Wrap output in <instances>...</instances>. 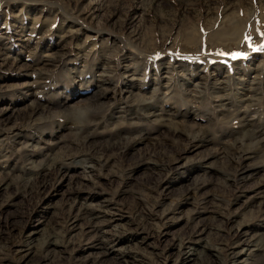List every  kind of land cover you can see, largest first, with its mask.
<instances>
[{
	"label": "rangeland",
	"instance_id": "1",
	"mask_svg": "<svg viewBox=\"0 0 264 264\" xmlns=\"http://www.w3.org/2000/svg\"><path fill=\"white\" fill-rule=\"evenodd\" d=\"M234 26L243 27L241 39L215 41L214 33ZM130 27L151 33L153 48L133 47L131 41L136 43L137 38L129 33ZM188 31H195L193 40L187 39ZM262 34L264 0H0V49L6 58H0V110H6L5 117L12 116L11 122H15L17 112L37 103L78 105L105 88L107 101H116V109H120L125 104L119 99L130 98L126 89L131 83L117 72L102 74L98 69L99 57L106 58L102 49L115 45L113 61L138 64L139 73L146 76L144 82L137 80L138 76L133 80L143 87L141 102L127 104L123 115L115 108L109 110L106 119L137 113L143 121L121 124L117 134L151 137L136 142L123 154L101 160L97 151L113 143L115 127L95 131L96 148L88 149L91 138L85 145L71 138L76 132L92 133L94 129L85 123H70L65 113L44 117L43 125L38 121L17 138L9 137L0 125V178L12 182L7 186L6 180L0 186V258L15 264L30 247L46 249L49 235L55 234L60 241L74 240L76 247L65 242L44 253L55 259L54 264H73L102 252L97 241L101 232L109 237L106 247H111V254L127 247L144 264H190L182 258L188 248L179 246L180 239L189 235L187 246L196 250L206 242L219 246L218 239H224L225 250L218 264H230L231 250L261 242L260 250L247 251L248 256L240 260L264 264V162L255 159L245 171L233 168L232 163L248 165L245 157L254 155L249 150L236 160L224 149L226 143L232 147L244 143L246 128L241 116L224 120L221 112L227 108L208 104L210 95L201 104V99L192 102L182 94L191 83L196 86L207 77L228 76L235 94L241 98L249 93L251 98L249 85L259 82L264 86V50H257L264 45ZM59 46L67 54L55 60L53 70L40 78L41 67L53 64L42 61L51 59ZM80 46L93 47L92 54L81 57ZM232 52L246 55L237 59L225 55ZM84 66L86 72L79 73ZM169 69L174 76L171 81L164 75L156 80V74L161 76ZM180 80L190 81L181 87ZM156 85L159 89L153 92ZM157 102L167 110H179L178 129H172L167 120L145 116V106ZM245 115L255 126L264 124V105L251 107ZM213 119L226 129V135L212 131L206 136L211 143L200 137L190 144L180 142L189 130H206ZM75 149L81 154L76 155ZM46 153L58 159L57 166L47 170V182L36 194L18 191L17 183L33 180L23 169L33 161V165L43 164ZM35 171L38 176L43 172L42 168ZM141 200L145 204L138 209L135 203ZM85 207L110 214L98 234L85 218L70 228L56 224L64 210L71 208L76 215ZM136 227L144 233H127ZM211 252L207 249L205 254L211 256ZM207 256L202 264H216ZM39 258L35 255L32 259Z\"/></svg>",
	"mask_w": 264,
	"mask_h": 264
},
{
	"label": "bare ground",
	"instance_id": "2",
	"mask_svg": "<svg viewBox=\"0 0 264 264\" xmlns=\"http://www.w3.org/2000/svg\"><path fill=\"white\" fill-rule=\"evenodd\" d=\"M47 23H49V22H47ZM130 30L131 31L129 33L137 38V41H136L137 44L135 42H132L133 40L131 41V43H133V47H136V45H137V47L141 45L140 48H142L144 50H150L153 48V46H152L153 40H152V34L151 33H147V31L143 32L142 30L141 31L138 30V32H137V29L136 28L134 29L132 27H130ZM68 33H70V32H68ZM194 34H195V31H188L187 34H185V35L186 36L188 35L187 39L193 40ZM242 34H243V27L234 26V27H232V29L224 28L222 30H219L216 33H214L213 35L217 39L215 41L228 43L231 41H235L234 39H236V40L241 39ZM103 44H104V42H103ZM63 46H59L55 50V52L53 51V54H51V57L53 59L52 58L51 59L44 58V61H42V62H45V63L53 62V64L50 66H46L47 64H44V66L41 67L40 70H42L43 72L39 73L40 78H42V79L45 78L46 74L53 70V68L55 66V64H54L55 60H57V59L59 60V59L63 58L64 55L67 54V52L64 51ZM92 49H93V47L91 48V47L80 46V50L78 51V53L80 54L81 57L85 58L88 56V54H90L92 52ZM2 52L3 51L0 49V58L2 60L4 59L3 61H6V58H3V56H2V55H4ZM102 52H103V54H106V58H104L103 56L99 57L100 62H98V63H100V64L98 65V69H100V72H102V74H109V73H116L117 72L116 75H119V77L126 76L127 79L129 80V82L131 83V85L127 86V89H126L127 92L130 94V96H129L130 98H127V97L122 98V99L120 98L119 100H122V101L124 100L125 105H123V106L120 105L119 106L120 109H116V107H117V106H115L117 104L116 101L115 102L110 101V100L107 101V99L105 98L106 93H107L106 92L107 88L100 89V91H98L96 94H94V95H92V97H90V101L92 103L100 106L99 114L92 116L91 118H89L85 122L86 126L91 127L92 129H94V131L92 133H88V131L86 133L84 131L76 132V133H74V136H73V138H71V140L74 142H79V143L85 145L86 141L89 138H91V139H89L90 147L87 146V144H86V148H88V149H92V147L96 148V146H94V139H93V137L95 135V131L96 132H97V130L106 131L110 127H115L116 128L115 129L116 135L114 138L117 140H115V139L112 140L113 143L108 145V146H105V147L99 146L100 148L97 151L98 154L101 156L100 159L105 160L107 157L110 156V154H117V153L123 154L126 149L133 146L136 142H138L140 140H144V139H151V137L139 134L137 136H134L133 138H129V137H125L124 135H122V133L117 134V129L121 124L138 125L140 122L143 121L141 116L138 115L137 113H132V114L125 115V116H119L117 119H113V120L106 119V116H107V113L109 112V110L114 111V108H115V111H117V112L119 111L118 113L123 115V114L127 113V110H128L127 104L132 105V104H137V103L141 102V98L143 97L142 93L144 92L143 87L142 86L139 87V86L135 85V83H134L135 81H133V80L136 79L135 76H138L137 80H139L140 82H144V77L146 76V74L142 75L141 72H140L141 74L139 73V70H138L139 68H137L138 64L137 65L135 64V66H134V64L131 63V66L133 65L134 67H131L130 63H126L123 65H119L118 63L116 64V62H114L112 59L113 56L117 55V48L115 45H112V47H110V48L104 47L102 49ZM48 55H50V54H48ZM90 56H92V55H90ZM7 57H8V55H7ZM45 59H47V60H45ZM85 68H86V66H84V68H82L79 71V73H81V74L85 73L86 72ZM164 70H165V68H164ZM171 70L175 71L176 69L174 67ZM72 73H74V72H72ZM171 74H172V72L170 71V69L168 71H164V73L161 76H158L156 74V80H162V76L164 75L163 77H165L169 82L174 78V76ZM230 80H231V78L228 76H226V77H216L215 76V79L213 78V80H209L207 77V79L199 81L198 85H196V86L192 85V83H191L189 85L190 87L183 89L182 94L192 102L195 99H201V104L205 103L206 95H210L211 99H209L208 104L209 103L214 104V105H216V108H218V107H223V108L226 107L227 108L226 112H224V113L221 112V115L223 116L222 119H224V120L225 119L227 120L230 116H235V117L241 116L243 127L246 128L245 132H243V134H242L245 137L244 143H239L234 147L228 146L226 143V144H224V146H225L224 149L229 154H231V156H233L236 160L241 159L242 155L247 153L249 150L253 151V154H254L253 156L248 157L246 155L247 157H245V159H248V163H249L248 165L245 164V166H244L242 164L239 165L238 163L236 164V163L231 162L232 163L231 166L233 168H236L237 170L239 168H241V170L245 171L246 167H251L252 164L253 165L255 164L254 163L255 159H259V160L264 162V124H258L255 126V122L252 121V119L249 116L245 115L247 111L251 110V107H254L258 104L264 105V86L262 84H260L259 82L255 83V84H251L248 87L250 89H252V92H253L252 97L248 98L249 93H247L245 95L241 94V98H240V95L235 94L234 90L232 89V87L229 83ZM189 81L190 80H188V81L180 80L179 83H180L181 87L182 86L186 87V85H187L186 83ZM192 81L193 80H191V82ZM99 82H100V80H99ZM140 84L144 85L143 83H140ZM134 86H136V87H134ZM191 86H193V87H191ZM157 89H159V88L156 85V87L152 88V91L156 92ZM173 94L175 95V97L173 96L175 99L180 98L178 90L174 91ZM198 94H199V96H195ZM235 98H238V100H236ZM237 102H239V103H237ZM159 105H160L159 102H157L156 104L146 105L145 108L143 109V113L145 114L146 117H149V116L155 117L156 118L155 121L167 120L168 123L171 124L170 127L172 129H176V128L178 129L179 127H178V124L176 122H177V118L179 117V110H170V109L167 110L162 105H161V107ZM72 107H73V105H70V104L63 102V101H56L53 103V105H50L48 103L33 104L31 106H28V108H26L25 112H17L19 118L15 122L14 121L11 122L12 116L11 117H5V115H6L5 111L6 110H0V125H3L6 128V132L9 134L8 135L9 137H11V135H13V137L17 138L21 134L23 129H27V128L31 127V125L35 124L38 121H39L38 123H41L40 125H43L44 122H42L43 121L42 119L44 117H46V119H47V118H50L52 116L59 115L60 113H65V118L67 120H69L70 123L76 124L72 120L68 119L66 116V113ZM243 108L245 109L244 111H242ZM86 130H87V128H86ZM175 131H177V130H175ZM212 131L222 132L223 134L226 135V129L222 125L217 123V121L215 119H213V120L209 121L208 127L206 130H201V129L189 130V132L186 133L187 137L183 138V139L179 138V140H180V142H183V143L188 142L190 144L191 141H194L195 139L200 137L201 141L211 143L210 141H212V140H210L206 136ZM82 147L84 148V146H82ZM74 152L76 155L81 154L79 149H75ZM45 155H46V158H45V161L43 164H40V165L34 164L33 165V163H34V161H33V162H31L32 163L31 166L25 167L23 169V170H25V172L27 174H31L30 176L33 175V180L31 182L23 181V182L17 183L16 188L18 189V191H20L22 193L27 192V193H35L36 194L40 190V188L47 182L46 180H47L48 175H49L48 172H50V171L47 172V170H51L52 168H55L57 166L56 164H58V162H57L58 159L49 156L51 154H48V153H46ZM66 155H70V154H66ZM251 162H252V164H251ZM58 166H61V165H58ZM16 167L17 166L13 167V169H16ZM37 168H42V170H43V172L40 174V176L35 174V172H36L35 170ZM6 180H8V182H6L7 186L12 185V182L9 178H3V179L0 178V186H1L2 182H5ZM189 195H190V193L187 192L185 194V197L188 198ZM144 204H145V202L143 200L137 201L135 203V205H136V207H138V209H141V207ZM70 207L72 208V205ZM71 208L64 210V212L61 214L62 216L58 219V222L56 223L57 225H59V227L70 228V226H74L79 219L85 218L88 220V222L90 224H92L93 229L95 230V233L98 234V229L100 228V226L102 224H105L106 221L110 220V217H108V215H110V214L107 213L105 210H100V209H96V208L92 209V208H86L85 207V208H81L79 210V213L74 215V214H72ZM54 232H55V230H54ZM99 233H100L99 234L100 237H97V241H98L99 245H101V248H103L102 252H100V254L92 256L90 258L77 260L73 264H144V262L141 261L142 259L137 257L138 255H136V253L134 254L131 252L132 249L126 250L127 247L125 250L122 249L119 252H115L114 254H111L110 253V252H112V249H110L111 247L110 248L106 247V244L108 243L109 237H107V235H105L104 233H101V232H99ZM127 233L132 234V235H138L140 233H144V231L140 232V230H138V228L136 227V228L128 231ZM120 235H122V234H120ZM191 237L192 236L189 235L187 237H183L179 241V246L182 249L188 248L187 251L182 252V256L185 255L182 258L184 259V261L186 263L202 264L204 257L207 256L205 254L207 249H210L212 251L211 256H207L209 259L214 261V263H216V264H218L219 261H221L220 254H222V251L225 250V248L223 247V245L225 244L224 239H222V238L218 239L219 246L218 245L214 246V244L206 242V243H203V245H201L200 250H196L194 248L187 246L191 240ZM122 239H124V236H122ZM65 242L66 241H60V240L56 239L55 234H50L47 243L44 245V246H46V249L39 251L38 249H34L33 247H30L27 249V252L24 254V256H23L24 258H22V260L20 259V261L18 259V261L15 264H54L56 262L55 259H52L48 255V253H44V250H46V252L50 251V250H52V248H55L56 246H59L61 244L64 245L63 243H65ZM66 243L70 244V246L76 247L75 246L76 242L74 240H70ZM9 245L11 246L13 244L11 243ZM9 245H8V248H11L12 246L10 247ZM79 245H81V243L78 244V246ZM221 246H222V248H221ZM248 246H250V247H247V249H242V250H237V251L231 250L232 252L230 251V254H229L230 255L229 259H231L230 264H244L243 261H246V259L240 260V258L243 255L248 256V254H246L247 251L252 252L255 250H260L261 249V242L257 241L255 243L250 244V245L248 243ZM252 246H254L255 249L252 248ZM250 248H252L253 250ZM35 255H39L40 258L38 261H34L32 259L33 256H35ZM0 264H12V262H9L6 257H3V258H0ZM147 264H149V263H147Z\"/></svg>",
	"mask_w": 264,
	"mask_h": 264
},
{
	"label": "clouds",
	"instance_id": "3",
	"mask_svg": "<svg viewBox=\"0 0 264 264\" xmlns=\"http://www.w3.org/2000/svg\"><path fill=\"white\" fill-rule=\"evenodd\" d=\"M100 106L92 103L91 101L82 102L78 105H74L66 116L78 125H83L89 118L94 115H98Z\"/></svg>",
	"mask_w": 264,
	"mask_h": 264
},
{
	"label": "snow or ice",
	"instance_id": "4",
	"mask_svg": "<svg viewBox=\"0 0 264 264\" xmlns=\"http://www.w3.org/2000/svg\"><path fill=\"white\" fill-rule=\"evenodd\" d=\"M264 35V34H262ZM246 41L248 40V37L245 38ZM251 46V44H250ZM257 50H264V45H260V46H257ZM225 55H230L232 59H237V58H240L244 55H246L245 53H240V52H232V53H229V54H225Z\"/></svg>",
	"mask_w": 264,
	"mask_h": 264
}]
</instances>
